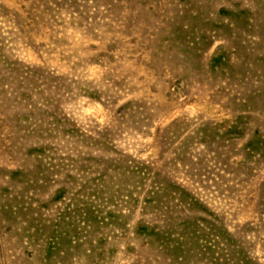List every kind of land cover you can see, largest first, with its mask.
Returning <instances> with one entry per match:
<instances>
[{
    "label": "rangeland",
    "instance_id": "374dc122",
    "mask_svg": "<svg viewBox=\"0 0 264 264\" xmlns=\"http://www.w3.org/2000/svg\"><path fill=\"white\" fill-rule=\"evenodd\" d=\"M0 264H264V0H0Z\"/></svg>",
    "mask_w": 264,
    "mask_h": 264
}]
</instances>
